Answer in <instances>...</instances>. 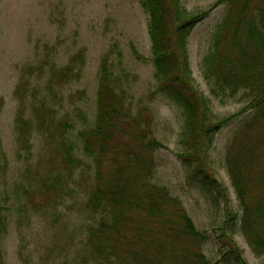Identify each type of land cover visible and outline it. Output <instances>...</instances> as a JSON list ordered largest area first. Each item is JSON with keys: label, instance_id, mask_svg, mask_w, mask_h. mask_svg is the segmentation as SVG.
I'll return each mask as SVG.
<instances>
[{"label": "trees", "instance_id": "1", "mask_svg": "<svg viewBox=\"0 0 264 264\" xmlns=\"http://www.w3.org/2000/svg\"><path fill=\"white\" fill-rule=\"evenodd\" d=\"M222 3H226V12L202 59L203 76L212 95L221 101L241 93L246 102L237 112L224 116L213 111L211 99L196 83L188 53L193 28ZM141 4L149 18L157 82L151 98L163 97L183 108L184 150L178 156L192 183L225 204V219L217 233L221 256L217 261L207 257L203 250L207 232L196 227L179 197L154 182L156 152L167 146L155 137L152 108L143 103L135 108L129 101L114 61L122 52L114 44L99 65L95 122L79 131L83 153L92 159L95 169L83 204L90 220L81 239L84 249L74 252L73 258L79 264H248L234 234L240 232L256 256L264 255V0H218L196 11L189 10L182 0H141ZM84 59L81 50L63 66L48 63L44 74L47 93L43 89L33 106L39 124L60 131L57 161L67 173L65 177L59 172L51 175L49 181L43 178L33 193L42 196V201L60 200L65 181L84 163L76 154V143L66 139L67 124L58 126L50 121L55 107L48 102V92L62 90L70 80L82 77ZM26 86L22 76L16 90L20 101L15 117L19 156L22 150L32 152L34 125L26 117ZM4 104L0 96V114ZM239 117L225 155L241 209L237 228L233 222L239 212H232L227 187L214 174L211 149L221 127ZM8 166L0 133V261L8 228L3 201L8 202L10 194L2 188Z\"/></svg>", "mask_w": 264, "mask_h": 264}, {"label": "rangeland", "instance_id": "2", "mask_svg": "<svg viewBox=\"0 0 264 264\" xmlns=\"http://www.w3.org/2000/svg\"><path fill=\"white\" fill-rule=\"evenodd\" d=\"M217 1L182 0V4L196 11L209 8ZM225 12L226 3H222L188 36L193 77L211 99L213 111L223 116L237 112L246 103L241 93L221 101L212 95L203 76L202 59L211 47L213 32ZM148 22L141 0H0V96L5 100L0 114V133L9 160L2 188L10 194L8 202L3 201L7 206L8 228L0 264H79L73 257L77 250L84 249L81 239L90 220L83 204L95 169L92 159L83 153L79 131L95 122L99 65L103 54L114 44L122 52L121 57L114 56V61L129 101L135 108L142 103L152 108L155 137L167 146L156 152L153 180L179 197L196 227L207 232L209 238L203 246L207 257L212 261L220 258L221 243L217 233L225 219V204L192 183L178 156L184 150L181 143L183 108L163 97L151 98L157 82ZM81 50L85 55L82 77L70 80L62 90L48 92V102L55 107L50 121L58 126L67 124L66 139L76 143V154L84 163L65 181L60 200L42 201V196L33 193L43 178L49 181L51 175L59 172L65 177L67 173L60 170L57 161L60 131L39 124L33 106L44 90L47 93L44 74L48 73V63L63 66ZM22 76L27 81L26 117L34 126L32 152L22 150L19 156L15 117L20 101L16 90ZM239 120L240 117L221 127L211 149L214 174L227 187L232 212H239L233 222L237 228L241 209L225 167V155ZM45 202L48 203L44 207H39ZM234 239L248 264L264 263V255L256 256L240 232L234 234Z\"/></svg>", "mask_w": 264, "mask_h": 264}]
</instances>
